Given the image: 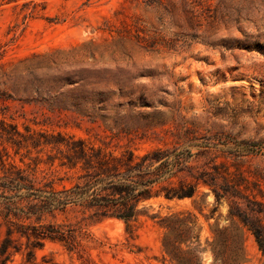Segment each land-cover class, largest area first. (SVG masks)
I'll use <instances>...</instances> for the list:
<instances>
[{
	"label": "rangeland",
	"instance_id": "obj_1",
	"mask_svg": "<svg viewBox=\"0 0 264 264\" xmlns=\"http://www.w3.org/2000/svg\"><path fill=\"white\" fill-rule=\"evenodd\" d=\"M237 2L223 0L227 15L220 18L217 12L214 20L201 19L197 26L190 23L183 0H0V119L21 132L25 125L62 131L136 153L184 145L185 131L196 142L209 138L217 147L202 155L195 154L201 147L191 146V164L225 162L245 178L246 189L239 188L249 205L264 212V4L237 8ZM113 122L157 125L115 135L105 126ZM229 140L259 145L249 152L220 150L223 142L234 146ZM3 147L9 155L3 156L5 163L33 166L36 150L15 153L0 139L1 154ZM44 172L40 164L35 175ZM145 205L162 216L191 211L196 227L186 241L174 244L185 251L176 255L189 264H212L206 240L212 241L214 228L230 225L228 200L216 204L208 187L199 186L193 199L159 198ZM91 213L70 206L42 220L76 228V249L46 239L26 261L21 238V253L6 264H177L163 250L164 229L154 220L141 216L128 233L121 220L95 221ZM256 216L264 225V213ZM227 234L229 240L234 234L224 253L230 259L240 242L234 228ZM243 248L240 264H264L246 229Z\"/></svg>",
	"mask_w": 264,
	"mask_h": 264
},
{
	"label": "trees",
	"instance_id": "obj_2",
	"mask_svg": "<svg viewBox=\"0 0 264 264\" xmlns=\"http://www.w3.org/2000/svg\"><path fill=\"white\" fill-rule=\"evenodd\" d=\"M183 1L186 2L190 23L197 26L201 25V19L214 20L217 12H220V18L227 15L221 9L223 0L216 4H212L211 0ZM238 1L237 8L264 4V0ZM196 6L198 8H195ZM239 20V14L233 17V21ZM190 37H197V34H190ZM155 125L157 124L148 123L136 126L126 122L105 124L109 131L116 130L115 135L131 134L140 128ZM184 134V145L176 142L136 153L129 147L110 149L105 143L95 144L62 131H36L25 125L24 132H21L16 124L0 119L2 142L14 148L15 153L21 149L25 150V156L29 155L32 149L37 153L31 158L33 166L26 164L23 168L14 163H5L3 156L8 157V152L5 147L2 148L3 154L0 151V264L10 261L14 253H21V238L25 239L26 261H30L34 250L40 248L46 239L62 242L68 250L76 249V228L42 222L47 215L54 216L56 212H64L70 206L79 207L82 211H91L90 217L95 221L104 218L121 220L128 233L132 232L141 216L152 219L164 229L163 250L175 258L177 264H189L176 255L177 251H185L174 244L186 241L188 233L196 227V216L188 210L164 216L159 212L149 213L151 205L146 206L145 203L159 198L166 201L193 199L199 186L208 187L216 204L222 199L228 200L225 218L229 220L230 225L221 229L214 228L212 241L206 240L211 247L212 264L241 263L244 229L253 235L258 250L264 255V225L256 216L264 212L252 208L249 205L252 201L241 193L240 185L246 189L245 178L240 173L231 171L225 162L194 167L191 164L194 153L190 147H201L195 154L206 155L210 148H216L217 144L212 143L209 138L196 142V138H189L187 131ZM232 142L234 146L223 142L222 148L219 149L230 151L237 147L238 151L249 152L259 145L255 142ZM43 150L44 157H40L39 153ZM40 164H43L48 172L37 177L35 172ZM205 194L202 193L201 196ZM236 198L242 199L245 206L240 207ZM215 211L216 206L210 210V215L205 217H211ZM252 215H255L253 219ZM188 222H192V225L189 226ZM229 228L237 231L240 242L239 248H236L238 252L230 259L224 256L227 246L234 242V234L229 240ZM172 234L175 235L173 240L170 238ZM195 240L197 245H200L198 234L195 235Z\"/></svg>",
	"mask_w": 264,
	"mask_h": 264
}]
</instances>
